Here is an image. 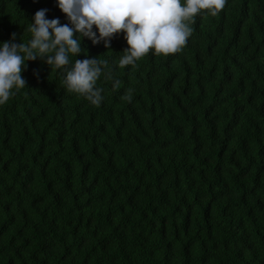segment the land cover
I'll list each match as a JSON object with an SVG mask.
<instances>
[{"label":"trees","instance_id":"obj_1","mask_svg":"<svg viewBox=\"0 0 264 264\" xmlns=\"http://www.w3.org/2000/svg\"><path fill=\"white\" fill-rule=\"evenodd\" d=\"M40 9L70 23L57 0H0V44ZM190 26L124 68L123 32L83 37L69 59L107 61L98 106L25 62L0 105V264H264V0Z\"/></svg>","mask_w":264,"mask_h":264},{"label":"clouds","instance_id":"obj_2","mask_svg":"<svg viewBox=\"0 0 264 264\" xmlns=\"http://www.w3.org/2000/svg\"><path fill=\"white\" fill-rule=\"evenodd\" d=\"M58 7L70 23L47 18V9L35 12L27 27L31 39L16 43V33L0 44V105L27 85L23 78L25 62L38 57L55 69H65L62 81L68 92L84 96L93 105L102 101L103 89L97 87L102 66L98 58L76 59L83 50L82 38L93 44L104 41L111 48L112 38L123 32L128 47L123 50L118 66H135L136 62L154 51L156 55L175 54L182 50L193 29L190 26L201 12L216 16L226 0H57ZM98 30L99 35H97ZM79 33V35H77ZM178 55V54H177ZM176 56V55H174ZM105 79H112L109 72ZM119 87V81L115 82ZM129 93L123 99L131 100ZM253 97L248 98V101Z\"/></svg>","mask_w":264,"mask_h":264}]
</instances>
